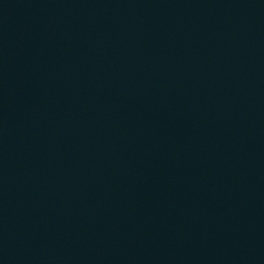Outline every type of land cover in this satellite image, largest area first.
<instances>
[{"label": "water", "instance_id": "water-1", "mask_svg": "<svg viewBox=\"0 0 264 264\" xmlns=\"http://www.w3.org/2000/svg\"><path fill=\"white\" fill-rule=\"evenodd\" d=\"M0 264H264V0H0Z\"/></svg>", "mask_w": 264, "mask_h": 264}]
</instances>
